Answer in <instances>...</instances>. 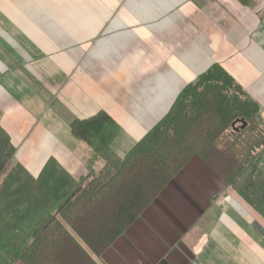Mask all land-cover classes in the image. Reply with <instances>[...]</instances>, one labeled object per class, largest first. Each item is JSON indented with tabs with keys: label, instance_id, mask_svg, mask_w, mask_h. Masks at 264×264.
I'll list each match as a JSON object with an SVG mask.
<instances>
[{
	"label": "crops",
	"instance_id": "obj_1",
	"mask_svg": "<svg viewBox=\"0 0 264 264\" xmlns=\"http://www.w3.org/2000/svg\"><path fill=\"white\" fill-rule=\"evenodd\" d=\"M124 26L139 31L123 34ZM214 62L264 114V0H0V123L14 162L37 174L55 157L82 176L75 118L107 111L123 155ZM96 258L264 264V218L195 157Z\"/></svg>",
	"mask_w": 264,
	"mask_h": 264
},
{
	"label": "trees",
	"instance_id": "obj_2",
	"mask_svg": "<svg viewBox=\"0 0 264 264\" xmlns=\"http://www.w3.org/2000/svg\"><path fill=\"white\" fill-rule=\"evenodd\" d=\"M119 129L105 110L70 123L86 148V173L75 177L55 157L37 174L13 163L0 123V264H101L195 157L264 218V114L221 63L187 83L123 155L113 148Z\"/></svg>",
	"mask_w": 264,
	"mask_h": 264
},
{
	"label": "rangeland",
	"instance_id": "obj_3",
	"mask_svg": "<svg viewBox=\"0 0 264 264\" xmlns=\"http://www.w3.org/2000/svg\"><path fill=\"white\" fill-rule=\"evenodd\" d=\"M106 31H107V32H110V29H107ZM138 31H139V30H138L137 28L132 27V26H124V27L120 30L121 33H123V34H127V35H130V36L136 34ZM12 162L14 163V159H12ZM102 164H103V161H97V162H95V166H96L97 168H100V167L102 166Z\"/></svg>",
	"mask_w": 264,
	"mask_h": 264
},
{
	"label": "water",
	"instance_id": "obj_4",
	"mask_svg": "<svg viewBox=\"0 0 264 264\" xmlns=\"http://www.w3.org/2000/svg\"><path fill=\"white\" fill-rule=\"evenodd\" d=\"M235 125V124H234ZM162 264H168V263H162Z\"/></svg>",
	"mask_w": 264,
	"mask_h": 264
}]
</instances>
